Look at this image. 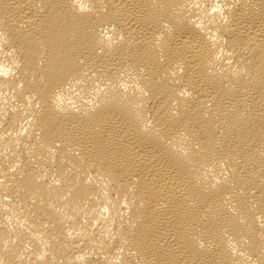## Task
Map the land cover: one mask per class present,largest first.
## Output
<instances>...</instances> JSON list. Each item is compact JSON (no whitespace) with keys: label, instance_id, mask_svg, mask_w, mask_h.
Instances as JSON below:
<instances>
[{"label":"bare ground","instance_id":"bare-ground-1","mask_svg":"<svg viewBox=\"0 0 264 264\" xmlns=\"http://www.w3.org/2000/svg\"><path fill=\"white\" fill-rule=\"evenodd\" d=\"M0 264H264V0H0Z\"/></svg>","mask_w":264,"mask_h":264}]
</instances>
